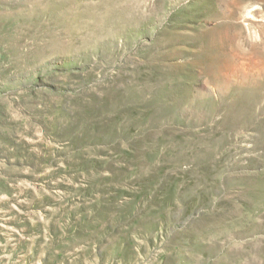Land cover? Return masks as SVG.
I'll return each instance as SVG.
<instances>
[{
  "label": "rangeland",
  "instance_id": "rangeland-1",
  "mask_svg": "<svg viewBox=\"0 0 264 264\" xmlns=\"http://www.w3.org/2000/svg\"><path fill=\"white\" fill-rule=\"evenodd\" d=\"M0 264H264V0H0Z\"/></svg>",
  "mask_w": 264,
  "mask_h": 264
}]
</instances>
